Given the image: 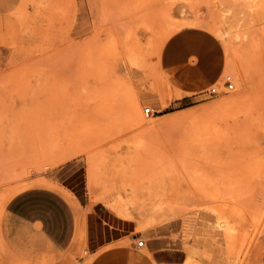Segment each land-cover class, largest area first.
Masks as SVG:
<instances>
[{
    "label": "rangeland",
    "instance_id": "374dc122",
    "mask_svg": "<svg viewBox=\"0 0 264 264\" xmlns=\"http://www.w3.org/2000/svg\"><path fill=\"white\" fill-rule=\"evenodd\" d=\"M107 1L0 0V221L87 175L183 264H264V0ZM179 3L225 33L217 94L160 68Z\"/></svg>",
    "mask_w": 264,
    "mask_h": 264
},
{
    "label": "crops",
    "instance_id": "0c3cea01",
    "mask_svg": "<svg viewBox=\"0 0 264 264\" xmlns=\"http://www.w3.org/2000/svg\"><path fill=\"white\" fill-rule=\"evenodd\" d=\"M175 17L182 18L178 7ZM159 65L167 74L204 87L221 80L226 54L222 41L207 27L186 25L165 42ZM77 175L78 172L72 178ZM139 239L145 240L143 246L138 245ZM185 261L183 251L171 244L169 236L146 234L136 219L97 199L89 189L87 175L81 185L74 180L57 187L20 190L7 201L0 221V264Z\"/></svg>",
    "mask_w": 264,
    "mask_h": 264
},
{
    "label": "bare ground",
    "instance_id": "6f19581e",
    "mask_svg": "<svg viewBox=\"0 0 264 264\" xmlns=\"http://www.w3.org/2000/svg\"><path fill=\"white\" fill-rule=\"evenodd\" d=\"M107 1V0H106ZM113 1V0H112ZM117 1V0H116ZM189 1V0H188ZM231 1V0H230ZM108 2V1H107ZM110 2H111V0H110ZM122 2V1H121ZM231 2H233V0L231 1ZM104 4H106V3H104ZM234 4V3H233ZM107 5V4H106ZM106 5H104V6H106ZM110 5V4H109ZM108 5V6H109ZM116 5V4H115ZM244 5V4H243ZM120 6H121V4H120ZM238 7V6H237ZM239 7H242V6H239ZM262 7V6H261ZM264 7V6H263ZM262 7V8H263ZM109 8H110V6H109ZM178 8H179V15L182 17V18H177V17H174L173 18V27H172V29L171 30H169L168 31V33H166V35H165V37L163 38V40H162V43H161V45L159 46V55H160V53H161V50H162V48H163V46H164V44H165V42L168 40V38L174 33V32H176L178 29H180V28H182V27H184V26H186V25H199L198 24V22L194 19V18H192V16H191V11L183 4V3H179L178 4ZM256 8V7H255ZM261 8V9H262ZM238 9V8H237ZM240 9H242V11H243V8H240ZM105 11H106V9H105ZM172 11V10H171ZM247 12H250L251 10H246ZM264 11V10H263ZM262 11V12H263ZM247 12H246V14L245 15H248L247 14ZM261 12V11H260ZM105 13V12H104ZM109 13V12H108ZM251 14H252V12H251ZM106 15V14H105ZM263 15V14H262ZM115 16V15H114ZM113 16V19L115 18ZM170 16V15H169ZM251 16V15H250ZM253 16V15H252ZM251 16V17H252ZM109 18V17H108ZM107 18V19H108ZM253 18V17H252ZM261 18V17H260ZM109 20V19H108ZM115 20H116V18H115ZM263 20V19H262ZM213 26H215V25H213ZM216 27V26H215ZM215 27H210V28H208L210 31H212L215 35H217V37H219V39H221V38H224L225 37V33L221 30H219V29H216ZM110 32V31H109ZM187 92V91H186ZM259 110V109H258ZM133 117H135V116H133ZM168 122V121H167ZM166 123V122H165ZM41 125H43V124H41ZM40 125V126H41ZM37 126V125H36ZM45 126V125H44ZM43 127V126H42ZM39 128V127H38ZM45 129V128H44ZM38 131V130H37ZM41 130L39 129V132H40ZM28 132V131H27ZM29 132H30V130H29ZM32 133V132H31ZM40 134V133H39ZM43 134V133H42ZM41 135V134H40ZM30 136H32V135H30ZM35 136V135H34ZM32 138V137H31ZM35 138V137H34ZM40 138V137H39ZM36 139V138H35ZM48 139V138H47ZM32 140H34L33 138H32ZM31 140V141H32ZM55 140V139H54ZM30 141V140H29ZM58 140H56V142H57ZM34 142H36L35 140H34ZM41 142V141H40ZM43 142V141H42ZM41 142V143H42ZM45 142V144L48 146L49 145V143H50V141H49V143L47 144L46 143V141H44ZM88 142V141H87ZM30 143V142H29ZM53 143V142H52ZM51 143V144H52ZM26 145V144H25ZM33 145H35L34 143H33ZM38 145V144H37ZM55 145V144H54ZM59 146H60V144H59ZM58 146V147H59ZM66 146V145H65ZM28 147H30V145L28 146ZM28 147H26V149L28 148ZM35 147V146H34ZM34 147H32V148H34ZM37 147V146H36ZM39 148L41 149V147L39 146ZM53 148H54V146H53ZM61 148V147H60ZM60 148H58V149H60ZM65 148V147H64ZM25 148H24V150H26ZM49 149H50V147H49ZM32 150H35V148L34 149H32ZM36 151V150H35ZM41 151V150H40ZM47 151V150H46ZM51 151H52V149H51ZM54 151V150H53ZM59 151V150H58ZM65 153H63L62 152V156L61 157H63V155L64 154H66V151H65V149L63 150ZM48 152V151H47ZM46 152V154H48ZM37 153V152H36ZM59 153V152H58ZM35 154V153H34ZM55 154V153H54ZM41 156V155H40ZM42 157V156H41ZM61 157H59V158H61ZM68 157V156H67ZM48 158H49V156H48ZM43 159V158H42ZM54 159V158H53ZM56 159V158H55ZM46 160V159H45ZM54 161V160H53ZM49 162V161H48ZM117 190V189H116ZM119 190V189H118ZM155 190V189H154ZM120 191V190H119ZM120 193V192H119ZM120 196V195H119ZM121 197V196H120ZM115 201H117V199L115 200ZM118 201H120V200H118ZM117 201V202H118ZM123 204H126V202L125 203H123ZM115 205V204H114ZM128 204H126L125 206H127ZM120 207V206H119ZM126 208H128V206L126 207ZM120 209V208H119ZM121 212H125L124 210H125V208H123L122 206H121ZM128 211H130L129 210V208H128V210H127V212ZM126 212V213H127ZM129 213V212H128ZM226 226V225H225Z\"/></svg>",
    "mask_w": 264,
    "mask_h": 264
},
{
    "label": "built area",
    "instance_id": "2783aa9c",
    "mask_svg": "<svg viewBox=\"0 0 264 264\" xmlns=\"http://www.w3.org/2000/svg\"><path fill=\"white\" fill-rule=\"evenodd\" d=\"M212 85H213V86H212V88L210 89V93L213 94V95L219 93V90H220V84H219L218 82H216V83H214V84H212ZM224 85H225V87L228 88L229 90H232V89L234 88V83L232 82L230 76H228V77L226 78V81H225V84H224ZM145 114H146L147 116H149L150 114H154V110H153L151 107H147V108L145 109ZM144 242H145L144 239H139V240H138V245H139V246H143Z\"/></svg>",
    "mask_w": 264,
    "mask_h": 264
}]
</instances>
